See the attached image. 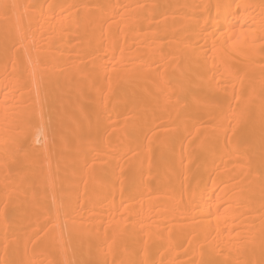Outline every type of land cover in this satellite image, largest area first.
Returning a JSON list of instances; mask_svg holds the SVG:
<instances>
[{
	"label": "bare ground",
	"instance_id": "bare-ground-1",
	"mask_svg": "<svg viewBox=\"0 0 264 264\" xmlns=\"http://www.w3.org/2000/svg\"><path fill=\"white\" fill-rule=\"evenodd\" d=\"M0 264H264V0H0Z\"/></svg>",
	"mask_w": 264,
	"mask_h": 264
},
{
	"label": "rangeland",
	"instance_id": "rangeland-1",
	"mask_svg": "<svg viewBox=\"0 0 264 264\" xmlns=\"http://www.w3.org/2000/svg\"><path fill=\"white\" fill-rule=\"evenodd\" d=\"M76 69H75V66L74 65H72V67L70 68V72H74ZM105 101H99L98 102V104H97V107L99 108L103 103H104ZM82 106H84L83 104H82ZM84 109L88 112V108H87V106H84ZM80 116H81V114H79ZM227 134H230V132H227ZM133 146H136V144H132ZM84 167H87V165L86 166H84ZM239 196V195H238ZM240 197V196H239ZM238 198V197H237Z\"/></svg>",
	"mask_w": 264,
	"mask_h": 264
}]
</instances>
